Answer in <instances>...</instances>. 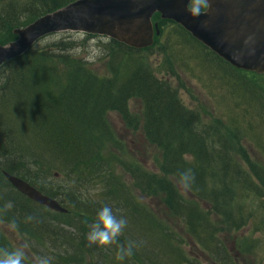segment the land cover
<instances>
[{
    "label": "trees",
    "instance_id": "obj_1",
    "mask_svg": "<svg viewBox=\"0 0 264 264\" xmlns=\"http://www.w3.org/2000/svg\"><path fill=\"white\" fill-rule=\"evenodd\" d=\"M75 1L0 0V45L14 41L15 30ZM191 8L204 11L206 5L194 0ZM154 20L164 24L154 45L167 39L165 51L180 59L186 55L187 42L196 44L220 67L245 81L243 88L250 91L251 100L237 96L236 87L233 93L238 98L233 109H238L241 120L228 122L232 129L226 136L202 125L145 62L143 53L154 45L135 51L108 41L110 76L96 74L70 42L59 40L29 50L0 67V251L18 249L5 233L10 227L25 244L24 264H37L41 257H48L51 264H188L180 241L178 246L174 242L177 235L167 217L171 213L183 220L215 262L236 264L226 257L229 253L220 232L254 218L252 203L243 202L245 194L264 198V139L253 136L264 132V87L256 85L264 75L237 70L179 25L161 20L159 14ZM132 98L141 100L139 116L131 114ZM113 111L130 131H140L151 147L173 150L164 163L153 153L151 161L176 182L158 171L149 172L137 156L129 155L128 144L107 123L106 116ZM251 135L262 158L244 163L252 176L233 155L234 143L238 140L243 147ZM70 155H76V163H65ZM51 168L59 172L55 176L66 177L63 189L40 183V176ZM4 172L59 201L67 214L39 206L15 191ZM181 186L192 197H185ZM93 188L99 189L96 199L84 195ZM105 205L128 223L111 245H89L87 234ZM130 244L133 254L118 260L119 250Z\"/></svg>",
    "mask_w": 264,
    "mask_h": 264
},
{
    "label": "rangeland",
    "instance_id": "obj_2",
    "mask_svg": "<svg viewBox=\"0 0 264 264\" xmlns=\"http://www.w3.org/2000/svg\"><path fill=\"white\" fill-rule=\"evenodd\" d=\"M153 23L160 30L164 26L160 21L154 20ZM15 37L16 39L14 41L18 39L16 35ZM59 40L72 43L76 48V53L80 56L79 58L86 61L88 66L96 71V74L100 76L105 74L108 76L111 75V70L108 66L110 57L106 52L109 40L103 37L86 36L78 33H64L46 37L39 41L33 48H42ZM166 42L167 39L160 43L156 41L152 51L144 52L143 57L145 62L152 68V72L156 78L164 81L166 86L173 89L179 103L184 109L198 117L199 121L205 127H214L221 135L226 136L232 129L228 122H231V120L234 121L235 118L241 120L237 115L239 114L238 109H233V106L236 105L235 102L238 100L237 97L234 98V88H237L235 90L237 96L248 101L251 100L249 99L250 91L247 87L243 88L245 81L239 75L233 76L231 72L220 67L216 60L208 55L205 49L202 50L196 44L187 42L185 48L186 55L177 59L171 51H165L164 46ZM175 51L179 52L177 48ZM188 57L192 58V60H189ZM256 85L264 87V79L263 81L256 82ZM254 100L260 101L257 97H254ZM129 104L132 108L131 114L139 116V112L142 111L141 100L132 98ZM251 105L255 106L253 103ZM106 118L108 125L111 127V132L117 138L125 140L131 149L129 155L137 156L146 166L144 167L145 169L153 171L152 173L158 171L154 168L151 161L152 153L154 156H158L161 163H164L166 158H170L173 150L166 148L163 152L157 146L156 148L151 147L146 140L144 141L142 139V133L140 131L136 133L130 131L131 128L126 125L120 114L113 111L108 113ZM253 136L254 138L260 136L264 139V132ZM259 149L255 141L252 140V135L248 139L247 145L244 144L243 147L238 140L234 143L233 155L241 164L242 169L250 176H252L250 169L244 163L262 161L260 154L256 152ZM247 154H249L251 160ZM51 169L53 171L48 170L40 176V183L48 189H63L67 184L66 177H56L55 174L57 171H54L56 169ZM157 174L166 176L159 171ZM155 177L161 179L157 175ZM166 178L169 181L172 178L175 179V182L177 180L168 175ZM253 179L255 181L254 183L259 186L260 183L257 182L259 180L255 174H253ZM181 188L183 189L182 193L185 197H192L184 191V187L181 186ZM238 188L239 185L235 190L238 191ZM98 193L99 189L93 188L89 192H84V195L96 199ZM243 202L252 203L253 211H255L254 218L250 221L247 220L245 224L238 226L236 229L224 228L225 231L220 232L221 239L223 238L226 241L224 242L227 248H225V251L229 253L226 257L236 264L238 262L240 264H264V198H259L253 194H245ZM167 217L170 219L169 226H171V231L177 235L174 242L178 246L177 243L180 241L179 247L187 256L188 264H219L202 250L180 217L173 216L171 213H167ZM5 233L12 244L18 247V249L23 250V252L26 250L24 242L18 238L12 228L8 227ZM194 259L198 262L193 263Z\"/></svg>",
    "mask_w": 264,
    "mask_h": 264
},
{
    "label": "water",
    "instance_id": "obj_3",
    "mask_svg": "<svg viewBox=\"0 0 264 264\" xmlns=\"http://www.w3.org/2000/svg\"><path fill=\"white\" fill-rule=\"evenodd\" d=\"M202 1L207 6L204 12L191 10L192 0H78L14 31L18 39L0 46V67L22 57L42 38L65 32L103 36L131 49H147L154 43L153 16L160 14L233 68L264 75V0ZM4 175L37 205L67 213L25 180Z\"/></svg>",
    "mask_w": 264,
    "mask_h": 264
},
{
    "label": "clouds",
    "instance_id": "obj_4",
    "mask_svg": "<svg viewBox=\"0 0 264 264\" xmlns=\"http://www.w3.org/2000/svg\"><path fill=\"white\" fill-rule=\"evenodd\" d=\"M187 175L184 179L187 180ZM30 219V218H29ZM127 220L123 216L119 218L114 214L113 209L107 205L103 206L96 214V222L91 225L87 234L89 245L107 247L111 245L122 233L127 225ZM132 245L121 248L117 254V259L123 261L125 257L131 256ZM0 264H24V252L21 249L13 251H0ZM37 264H51L48 257H41Z\"/></svg>",
    "mask_w": 264,
    "mask_h": 264
},
{
    "label": "bare ground",
    "instance_id": "obj_5",
    "mask_svg": "<svg viewBox=\"0 0 264 264\" xmlns=\"http://www.w3.org/2000/svg\"><path fill=\"white\" fill-rule=\"evenodd\" d=\"M86 109H87V107H86ZM40 163V165H43V164H45V163H41L42 161H38V159H36V163ZM77 161H76V155H70V156H68L67 158H66V160H65V163H76ZM5 173H7V172H5ZM9 174V173H8ZM57 174L59 175V172H57ZM14 176V175H13ZM20 178V177H19ZM12 186V185H11ZM12 188L15 190V191H17L18 193H20L15 187H13L12 186ZM23 195V194H22ZM13 198H15V196L13 197ZM60 198H62V199H64V196H61ZM67 210V209H66ZM68 211V210H67ZM57 225H60L59 223H58V221H57Z\"/></svg>",
    "mask_w": 264,
    "mask_h": 264
}]
</instances>
